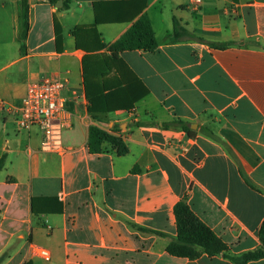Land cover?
Wrapping results in <instances>:
<instances>
[{
	"label": "crops",
	"instance_id": "0c3cea01",
	"mask_svg": "<svg viewBox=\"0 0 264 264\" xmlns=\"http://www.w3.org/2000/svg\"><path fill=\"white\" fill-rule=\"evenodd\" d=\"M28 10L24 39L22 0H0V264H234L167 252L181 200L234 255L260 248L264 0H28ZM143 15L158 48L115 58L110 47ZM94 25L100 41L77 31ZM85 75L113 104L141 86L148 94L131 110L93 114ZM54 77L68 82L72 117L62 152L45 147L42 129L17 125L28 85ZM93 126L129 152L108 142L91 152Z\"/></svg>",
	"mask_w": 264,
	"mask_h": 264
},
{
	"label": "trees",
	"instance_id": "16d2710c",
	"mask_svg": "<svg viewBox=\"0 0 264 264\" xmlns=\"http://www.w3.org/2000/svg\"><path fill=\"white\" fill-rule=\"evenodd\" d=\"M59 0H50L51 3L56 4ZM97 7V6H96ZM140 12L145 8V3H141ZM64 8H69L68 4H65ZM22 10H23V38L25 39L29 29V10H28V0H22ZM102 22L97 18L96 25ZM96 25L92 27H78L77 31L83 32L87 36L88 41L94 40L95 36L100 41V34L96 29ZM175 34L180 35L179 25L176 19H174ZM91 39V40H90ZM77 46H82V40L77 39ZM98 47H104L101 43L97 45ZM220 47H225L219 45ZM158 48V43L156 40L155 32L151 25L150 19L143 15L141 16L134 25L116 42L110 47V51L113 56L118 57V53L124 51L133 50H144L153 52ZM131 72V71H130ZM132 73V72H131ZM133 75V73H132ZM85 84L87 87V95L90 101L89 110L91 113L95 112H110L115 110L127 109L131 110L134 104L144 96L148 94V90L141 86L138 94L132 98V100L127 103L113 104L111 95H102L101 93H90V88L88 84V77L85 75ZM141 85V84H140ZM104 96L99 98L96 96ZM103 101L102 107L98 106V101ZM93 117L98 121L97 117ZM182 125V123H180ZM189 133H191L188 130ZM110 143L118 152L120 156H124L129 152V149L120 136H116L109 133L98 126H93L90 131V137L88 142V147L93 153H103L104 143ZM4 159L0 161V171L3 168ZM62 211V207L59 208ZM175 217L177 225V237L172 240L168 247L167 252L179 258H187L190 260H196L200 258L203 254H207L209 257H216L219 255L224 256L227 260L234 264H248L251 261H256L259 259H264V221L259 230V237L261 241V247L244 253L242 255H234L231 252L229 245L219 237L215 231L209 227L204 221H202L199 216L191 209L186 200L179 201L175 206ZM163 235V233H158ZM32 264V263H26Z\"/></svg>",
	"mask_w": 264,
	"mask_h": 264
},
{
	"label": "built area",
	"instance_id": "2783aa9c",
	"mask_svg": "<svg viewBox=\"0 0 264 264\" xmlns=\"http://www.w3.org/2000/svg\"><path fill=\"white\" fill-rule=\"evenodd\" d=\"M48 1V0H43ZM68 82L61 77L45 78L28 85L22 105L17 110V125L20 130L42 129L45 147L62 152V133L72 126V117L66 109L64 96ZM39 256L46 261L52 258L47 249H38Z\"/></svg>",
	"mask_w": 264,
	"mask_h": 264
}]
</instances>
